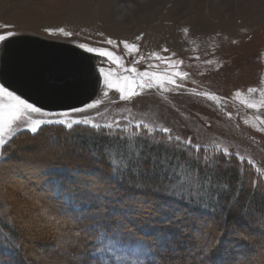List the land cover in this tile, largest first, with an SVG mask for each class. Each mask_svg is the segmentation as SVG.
<instances>
[{"label":"rangeland","instance_id":"1","mask_svg":"<svg viewBox=\"0 0 264 264\" xmlns=\"http://www.w3.org/2000/svg\"><path fill=\"white\" fill-rule=\"evenodd\" d=\"M5 25L10 27L5 28ZM60 29L71 35L65 36ZM9 30L16 35L0 43V83L5 84L2 73L20 39L39 37L72 45L87 56L93 79L85 102L77 107L99 101L93 109L72 113L73 118L87 117L102 125L119 121L121 128L140 121L153 128L169 127L171 135H179L182 140L191 139L192 145L212 150L219 145L221 151L227 148L229 154L246 159L264 178V123H261L264 104L249 108L242 102L264 100L261 95L264 93V0H0V34ZM109 39L112 44L107 43ZM125 41L136 45L138 50L126 49L122 43ZM82 43L113 51L121 61L117 64L87 53L79 47ZM99 67L111 68L114 76L132 75L124 70L130 67H135L138 72L147 70L168 75L181 72L187 76H173L176 84L182 85L180 88L165 83L167 91L159 87L144 89L142 95L125 101L120 99L119 92L105 87L97 70ZM249 89L256 91L249 92ZM237 92L241 93L239 97ZM210 95L218 99L211 100ZM42 109L57 113L69 110ZM34 118L47 119L38 114ZM54 130L42 131L36 140L25 143L26 148L22 147L26 137L13 143L10 151L17 157L4 169L8 171L9 181L23 186L42 201L40 192L33 194L30 186H36L48 172H54L53 176L57 173L64 180H71L67 185L79 191L81 197L88 194V204L96 207L93 209L95 215L105 210L106 217L120 223L123 219L125 225L130 224L127 230L139 231V220L146 210L152 212L167 207H159L154 202L153 205L151 200L154 199L148 202L144 196L128 206L116 205L118 203L110 193L116 196V191L124 190H116L104 176L98 177L104 170L101 163L96 161L86 165V169L81 168L88 158L97 160L100 153L81 145L73 134ZM92 152L97 156L93 157ZM186 152L184 150V154ZM66 162L71 166L76 163L80 171L75 167L67 169ZM21 176L27 182H23ZM16 194L25 199L21 193ZM111 203L115 208L109 206ZM36 212L34 218L43 217V221L36 228L26 224L25 229H31L29 232L33 228L46 230L43 226L55 224L63 228L62 222L45 215V207ZM260 221L251 222H256L264 231V222ZM17 225L16 229H20ZM29 238L31 257L40 263L81 264L84 260L83 255L75 256L74 251L81 250L77 248L73 232H56L52 227L47 235ZM48 242L54 244L48 245ZM111 246L113 251L107 255L116 262L135 264L142 258L138 247L118 243ZM177 254L178 251L173 257ZM176 259L172 262L177 263ZM246 263L254 264L248 260Z\"/></svg>","mask_w":264,"mask_h":264},{"label":"trees","instance_id":"2","mask_svg":"<svg viewBox=\"0 0 264 264\" xmlns=\"http://www.w3.org/2000/svg\"><path fill=\"white\" fill-rule=\"evenodd\" d=\"M127 128L130 131H136L133 126ZM54 129H59L66 134H73L81 145H87L100 153L98 154L99 158H103V143L115 138L114 135L101 137L96 130L84 125H76L73 130H68L60 125H44L42 131ZM102 131L108 133L112 130L103 129ZM40 133L35 136L31 133L18 134L12 142L5 146V155L0 157V172L3 173L0 176V213H3L0 214V264H43L31 257L32 245L29 237L44 233L47 235L52 227L56 232L59 230L73 232L77 248L81 250V252L74 251L75 256L83 255L82 258L86 264H105V262L107 264H122L114 261L111 256L107 255V252L102 254L97 251L98 248L105 247L110 243L111 245L118 243L130 245L132 248L138 247L139 251H142V258L135 264H201V260L204 259L201 248L203 246L204 252H206L207 247L206 242L200 237V225L207 222L211 211V208L208 210L198 208V205L204 203L205 200L209 205L215 204L217 208L223 205L227 209L229 203L236 204L231 215L227 211L221 213V218L213 225L210 239L219 241L217 251L213 253L214 264H238L240 261L246 263L247 260L254 264H264V231L256 225V222H261L260 220L264 222V211L261 210L264 207V200H261V193L264 192V178L246 159L241 160L240 156L235 154L224 156L221 150L205 149L204 147H200L199 152L193 151L196 157H213L211 167H205L203 163H200L201 175H210L213 184H226L228 188L209 187L207 194L197 190L198 194L195 196L185 193L186 204L163 194L164 185L169 181L165 173H160L159 176L153 174L140 176L133 172L110 174L108 163H101L104 170L98 177L104 176L116 187V190L119 188L125 191H122L123 195H121L122 192L116 191V196L114 193H110L115 197L114 201L118 203L116 205L128 206L130 202L136 203L139 197L144 196L148 202L150 199H154L151 200L152 204L154 202L159 204V207L167 206L165 209L161 208L152 212L144 210L145 213L140 218L141 221L139 220V231L137 228V230H127L126 227L128 228L130 224L125 225L123 219L120 223V221L112 220L109 216L106 217L105 210L95 215L93 213L95 206L88 204V194L81 197L79 191H75L74 188L67 185L71 180H64L58 177L57 173L53 176L54 172H48L36 186H30L33 194L37 191L40 192L39 195L44 199L42 201L29 194L27 190L23 189V186L20 187L18 183L7 179L8 171L4 169L8 168V164L17 157L15 152L11 153L10 147L15 141L26 137L27 141L22 146L26 148L28 146L26 142L31 143L36 140ZM54 133L56 134V132ZM123 135L126 136L127 133ZM155 135L159 138L161 134L157 132ZM141 136L146 137V130H141ZM184 150L188 151L187 148ZM184 150L173 153L181 158V162L187 159L184 156ZM44 153L48 154L47 151ZM99 158L97 160L88 158V161L83 162L82 170L86 169V165L89 166L99 161ZM67 163L64 165L67 169L76 168V163L74 166ZM76 171L80 170L76 168ZM23 180V182L26 181ZM253 181H256L255 188L252 187ZM157 188L160 189L159 192L156 191ZM17 192L25 196V199H20ZM111 204L109 206L115 208V204ZM40 207H45V215L54 218L58 223L62 222L63 228L55 224L43 226L46 230L33 228L29 232L31 229H25L26 224L30 227H39L43 217L34 218L33 215H37L36 211ZM130 207L134 209L133 205ZM127 210L130 211L129 208ZM245 213L248 214L250 221H256L255 223L251 222V227L240 219L239 214ZM17 224L20 229H16ZM181 232H190L193 237L192 241H186L181 245L183 251L177 247L175 242L183 239L180 235ZM173 234L177 235V238H174ZM256 236H258L257 239ZM121 237L126 238L128 242H117ZM52 244L54 243L48 242V245ZM177 251L176 259L173 254ZM254 257L257 258L254 260ZM174 259L178 260L177 263L176 261L172 262Z\"/></svg>","mask_w":264,"mask_h":264},{"label":"snow or ice","instance_id":"3","mask_svg":"<svg viewBox=\"0 0 264 264\" xmlns=\"http://www.w3.org/2000/svg\"><path fill=\"white\" fill-rule=\"evenodd\" d=\"M5 28L10 26L5 25ZM45 31L51 32L50 29ZM65 36H70L71 33L64 32L60 29ZM14 31H5L0 34V43L6 42L10 37L15 36ZM139 39V37H138ZM108 44H112L113 41L109 39ZM126 49H137L134 44L128 42H122ZM79 47L87 53L96 54L100 57L106 58L108 61L119 64L121 58L114 55L113 51L91 47L87 44H80ZM138 50V49H137ZM166 51V50H165ZM143 59V57H141ZM138 62V61H137ZM98 72L103 78V83L106 88L114 89L120 93V99L130 101L134 97L142 95V90L152 89L159 87L162 90L167 91L165 83L173 84L177 88L182 85L176 84V80L173 76L186 77L187 73L176 72L172 75L159 74L156 72L142 71L138 72L135 67L125 68L124 70L132 75L114 76L111 68L105 69L99 67ZM256 89H249V92H255ZM108 93L105 92V95ZM200 95H206L201 93ZM241 93L237 92L236 96L239 97ZM264 96V93H261ZM211 100L216 101L218 98L215 95H210ZM246 103L249 108H258L264 104V100L258 102L255 101H242ZM99 101L95 103H88L86 106L71 108L68 111L62 112H48L44 111L40 106L35 103L29 102L28 99L18 95L16 91L10 90L9 86L4 83H0V156L5 155V146L14 140L18 134L31 133L33 136L39 134L43 130L44 125H60L68 130H73L76 125H84L90 129L96 130L101 136H115L103 143L102 145V157L100 163H108L110 174L133 172L140 176H147L153 174L159 176L161 172L169 178V181L164 185V195L174 198L180 202L187 203L185 193H189L191 196L198 194L197 190L207 194L209 187L227 189L228 185L213 184L212 177L202 176L200 173V162L203 161L205 167H211L213 157L203 156L196 157L193 155V151L199 152L200 145H192L191 139L182 140L179 135H171V129L169 127H156L153 128L149 124L142 121L134 124L136 131H130L127 127L121 128L119 121L111 123L100 124L87 117L73 118L72 113H82L89 109L97 107ZM38 114L41 117H47V119H35L34 115ZM55 117V119H53ZM257 119H260L257 117ZM264 123V120H261ZM103 129H109L108 133L103 132ZM141 130H146V137L141 136ZM161 135L156 137V133ZM127 133V135H123ZM185 148L188 152L185 153L186 160L181 162V158L173 153L176 151H183ZM219 151V145H217ZM224 156L229 155L227 148L222 150ZM93 157L97 156V153L92 152ZM243 160V157H239ZM3 173L0 172V176ZM252 187H256V181L252 182ZM156 191H160L159 188ZM261 200H264V192L261 193ZM239 203V201H237ZM198 208L208 210L209 218L207 222L200 225V237L206 242L207 251L204 252L202 246L201 251L204 253V259L201 260V264H214L213 253L217 251L219 241H213L210 239L212 236L213 225L221 218V213L227 211L230 215L232 210L236 208V204L229 203L227 209L223 205L216 207L215 204L209 205L207 200L204 203L198 205ZM264 211V207L261 209ZM240 219L251 227V221L248 214H239ZM226 219V218H225ZM107 235V233H105ZM174 238H175V234ZM183 241H192L193 237L189 233L181 232ZM181 240H176V245L183 251L181 247ZM119 243H127L128 240L124 237L119 238ZM102 254L105 252L113 251L111 243L105 247L98 248ZM119 259V257H117ZM86 264V262H81ZM107 264V262H105ZM242 264V262H238Z\"/></svg>","mask_w":264,"mask_h":264},{"label":"water","instance_id":"4","mask_svg":"<svg viewBox=\"0 0 264 264\" xmlns=\"http://www.w3.org/2000/svg\"><path fill=\"white\" fill-rule=\"evenodd\" d=\"M90 66L87 56L72 45L24 37L9 55L2 78L44 109H71L84 103L89 94Z\"/></svg>","mask_w":264,"mask_h":264}]
</instances>
